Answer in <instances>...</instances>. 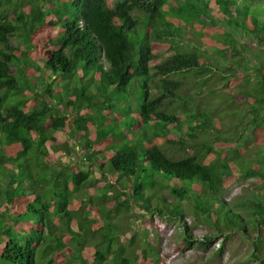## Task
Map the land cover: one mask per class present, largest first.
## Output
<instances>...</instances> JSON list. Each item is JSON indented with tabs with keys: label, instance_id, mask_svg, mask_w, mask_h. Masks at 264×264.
<instances>
[{
	"label": "trees",
	"instance_id": "trees-1",
	"mask_svg": "<svg viewBox=\"0 0 264 264\" xmlns=\"http://www.w3.org/2000/svg\"><path fill=\"white\" fill-rule=\"evenodd\" d=\"M179 1L0 0V264L163 262L116 222L143 210L179 221L175 251L204 225L264 264V62L236 59L264 54V0Z\"/></svg>",
	"mask_w": 264,
	"mask_h": 264
},
{
	"label": "rangeland",
	"instance_id": "rangeland-1",
	"mask_svg": "<svg viewBox=\"0 0 264 264\" xmlns=\"http://www.w3.org/2000/svg\"><path fill=\"white\" fill-rule=\"evenodd\" d=\"M169 1V0H168ZM240 3H249V0H239ZM170 2V1H169ZM264 7V2L262 3ZM206 7V5H203V0H194L191 8L192 10V20L200 19L198 16V10L202 7ZM163 9L170 10L169 5H164ZM264 17V15H263ZM172 17H170L171 19ZM173 19V18H172ZM219 23V25H222ZM181 24H185L184 21L181 20ZM228 28L232 29L231 32L235 35L236 39H238L239 42H246L249 39H252L253 37L251 35L245 34L247 32L244 27L239 28H231L228 26ZM141 33L144 32V29L141 28ZM131 36L134 34L131 33ZM11 43L14 45H18L21 43V39L19 37H14L11 39ZM163 57L166 56V53L162 52ZM239 61H242L245 65L249 66L250 70H253L256 65H259L261 62H264V54H262L261 57H257L256 55H253L247 50L245 52V57H237L236 58ZM174 76H179L178 74H173ZM257 77H250L247 79L246 84H251L254 81H256ZM133 81H136L139 83L140 88L139 89V96L142 97V89H143V83H144V77H136ZM196 80H194L195 82ZM135 98V97H133ZM216 103L215 106L220 107L219 104H217L218 100H214ZM213 102H210L211 105ZM167 109V108H165ZM180 113H182L180 111ZM242 117H239L235 120V127H234V133L238 130H241L243 128V125L246 126V130L249 131V125L248 120H250L249 113L241 114ZM245 119V120H244ZM238 122V123H237ZM240 173H238L239 175ZM260 179L259 178H248L242 181H238L231 185L229 191L225 193V198L232 199L237 194H240L242 191L243 186H249L253 188L255 186V183L259 184ZM96 181L92 179L86 187L94 186ZM166 189L165 191H167ZM147 192L151 194V190L148 189ZM182 202L185 204H188L187 200L184 199ZM190 204V202H189ZM155 205V202H154ZM138 216V218H137ZM132 214L131 212L126 213L125 215L118 217L116 219V222L119 226L124 228V230L127 232L129 238L125 241L127 245L131 244L132 239L137 240H143L146 239V235L143 234V231L145 234L150 233V228L154 226V231L148 236V238H151L150 241H153V244H155V247H153L155 254L161 256L162 260H166L165 264H256L257 262L253 260L250 257V252L253 250L252 241L250 239H247L244 235H241L239 233H234L232 238L225 239L222 235L214 236V240L211 241L210 244H207L205 246L200 245V240H205L203 237L204 235L210 234L213 230L209 227H206L204 225H196L192 229V236L196 240L192 247L187 248L185 251H175V242L180 241L181 238V231L182 226L179 224V221L167 220L165 218H161L158 215H154L153 212H145L143 210L142 214L138 215ZM190 216V214H189ZM186 217V220L191 221V217ZM154 221V222H152ZM140 225L143 229V231L140 228ZM179 232V234H177ZM261 232L264 233V228H261ZM259 231H252V234L257 236ZM140 241V243H141ZM225 242L224 249L220 252L219 248L220 245ZM142 245V244H141ZM147 246V245H146ZM158 246V249L156 248ZM165 254L167 256H165ZM158 260H161L158 258ZM158 264V263H157ZM161 264V263H160Z\"/></svg>",
	"mask_w": 264,
	"mask_h": 264
},
{
	"label": "clouds",
	"instance_id": "clouds-1",
	"mask_svg": "<svg viewBox=\"0 0 264 264\" xmlns=\"http://www.w3.org/2000/svg\"><path fill=\"white\" fill-rule=\"evenodd\" d=\"M169 1H173V0H169ZM177 1H179V0H177ZM180 3H184V1H179ZM135 14L137 15V14H139V12H135ZM183 21V20H182ZM188 23H185V24H183V25H187ZM17 46V45H16ZM106 63V62H105ZM151 73H155V70L154 69H152L151 70ZM135 97V99L133 100V105L135 106V105H137V100H139V101H141V99L140 98H138L139 96H134ZM60 115H66L67 117L69 116V115H71V111H69V110H65V111H63L62 112V114L60 113ZM48 142H50V141H48ZM151 195L153 196V200H154V202H155V205L154 206H156V205H158L159 204V202H157L156 201V191L155 190H152L151 191ZM141 212V211H140ZM141 213H143V212H141ZM154 215H158L159 217H161V218H165V219H167V220H172V218L168 215V214H162V215H160V214H154ZM137 216V215H136ZM189 217H191V216H189ZM137 218H138V216H137ZM191 220L193 221V219H192V217H191ZM152 222H154V221H152ZM187 222L190 224L191 223V221H189V220H187ZM140 228H141V230L143 231V229H142V227H141V225H140ZM154 231V226H152L151 228H150V233H148V234H145L144 233V231H143V234L144 235H146V239H143L142 241L141 240H138L139 241V245H141V246H144L145 245V243L147 242V241H150L151 240V238H148V236H150V234L152 233ZM135 239V238H134ZM130 240H131V242L133 241V239L132 238H130ZM135 240H137V239H135ZM140 241H141V243H140ZM151 242H153V241H151ZM127 245V244H126ZM130 245V244H129ZM155 245V244H154ZM145 247V246H144ZM157 249H158V246L156 247ZM187 249V248H186ZM186 249H184V250H180V251H185ZM156 252H153L152 254H153V256L155 257V258H159V259H161L162 260V258H161V256H159V254L158 255H156L155 254ZM165 256H167L166 254H165ZM165 262H166V260H163V262H159L158 264H165ZM155 264H157V263H155Z\"/></svg>",
	"mask_w": 264,
	"mask_h": 264
}]
</instances>
